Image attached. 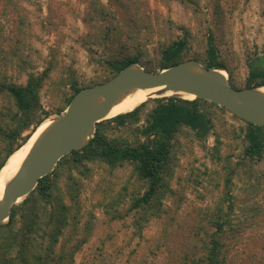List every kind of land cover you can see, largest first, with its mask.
I'll return each mask as SVG.
<instances>
[{
	"label": "trees",
	"instance_id": "obj_1",
	"mask_svg": "<svg viewBox=\"0 0 264 264\" xmlns=\"http://www.w3.org/2000/svg\"><path fill=\"white\" fill-rule=\"evenodd\" d=\"M1 1L9 7L17 26L16 35L4 38L9 49H0V64L4 67L0 69V171L37 127L49 116L62 113L80 90L109 81L131 64L157 72L196 60L207 68L228 72L229 84L236 89L264 84V57L257 58L255 64L248 63L249 74L243 82L236 80L233 59L228 57L225 36L239 0H206L210 18L200 0H176L192 10L197 32L170 23L169 31H163L169 32L168 39L159 40L151 52L147 50L150 37L143 34V30H151L150 20L140 10L143 1L107 0L104 4L90 0L81 17L89 34L81 37L80 43L89 54V62L102 70L89 82L80 80L73 64L61 65L59 50L54 47L42 57L38 70L31 58L33 50L29 47L30 52L23 53L24 27H31L30 23L17 0ZM261 2L264 18V0ZM49 13L53 15L51 8ZM175 27L181 30L179 35L172 33ZM13 65L19 71L16 80L3 72ZM23 72L26 80L20 82ZM44 91L49 95L48 109L43 104ZM226 114L227 109L206 100L165 97L150 99L130 113L98 123L91 142L62 158L33 192L12 207L10 219L0 224V264L76 263L78 254L94 236L95 206L86 209L82 199L84 180L92 177L89 164L93 163L106 164L111 170L129 167L130 176L122 190L115 194L111 191L98 206L111 220L123 218L116 208L129 196L126 212L133 216L137 235L152 220H159L161 227L154 242L165 251L164 264H264V234L240 238L231 257L223 239L236 237L247 221V217L235 220L238 206L242 217L246 212L256 213L247 201L262 190L264 183V127L231 115L242 125H231L232 129L227 130L233 140L223 155L215 121L225 126ZM212 133L215 144L209 148L207 141ZM182 140L189 143L191 152L197 145L205 158L220 164L218 169L200 171L194 180V190L201 200L206 192L199 187L206 190L207 182L219 188L222 180L223 190L212 206L179 209L183 196L171 187V181L185 154ZM235 179L245 182L239 195L233 194ZM108 197L110 200L105 202ZM169 197L177 198L179 203L173 212L164 207ZM249 217L252 222L254 216ZM143 263L144 258L130 260V264Z\"/></svg>",
	"mask_w": 264,
	"mask_h": 264
},
{
	"label": "rangeland",
	"instance_id": "obj_2",
	"mask_svg": "<svg viewBox=\"0 0 264 264\" xmlns=\"http://www.w3.org/2000/svg\"><path fill=\"white\" fill-rule=\"evenodd\" d=\"M107 4V0H101ZM143 3L140 10L150 20L151 30H143L145 37H150L147 50L152 51L153 46L159 40H165L169 37L170 23L174 25H184L193 33L197 32V21L192 10L184 7L176 0H140ZM22 14L30 23L24 27L25 35L23 36L22 46L23 53L30 52L29 47L33 50L31 58L37 64L38 70H41L42 57H47L49 49L54 47L59 50L58 59L62 64H73L79 78L82 82H89L95 79L100 73V67L89 62V54L80 43L81 37H87L89 28L86 27L81 17L87 12L90 0H17ZM203 12H207L206 0L199 1ZM168 4V5H167ZM49 8L53 10L50 15ZM263 4L261 0H239L237 8L229 17L228 33L225 38L229 46V59H233L234 76L238 82H243L249 74L248 63L255 64V60L264 57V18L261 17ZM208 14V12H207ZM210 18L209 14L207 15ZM48 18V20H47ZM16 18L13 16L9 7L0 0V49H9V44L4 40L5 37L16 35ZM46 26V29L43 28ZM172 33L179 35L181 30L173 28ZM163 33V35L161 34ZM171 33V32H170ZM227 47V44H225ZM101 51V48L95 46ZM2 53L0 54V57ZM41 56V57H40ZM0 69L4 67L0 64ZM5 72L10 78L16 80L19 71L15 65L9 66ZM228 80L229 74L228 72ZM58 71L54 72L56 77ZM20 82L26 80V74H21ZM43 104L49 108V95L43 92ZM53 114L51 116H55ZM231 113L225 115V126L219 121H215V131L221 136L222 154L228 151L227 144L232 142L231 135L227 130L232 129L231 125L240 126L241 122L231 117ZM185 154L180 157L178 166L171 181V187L183 196L182 202L176 201L177 198L169 197L164 201V207L173 212L179 205L180 211L187 210L194 205L205 207L215 204L217 198L223 190L222 180L220 187L215 188L212 184L205 182L206 190L199 187V190L206 192V198L201 200L197 197L194 190V180L200 171H209L220 168L211 160L210 157H204V152L199 146L195 145L193 152L190 151L189 143L182 140ZM209 148L215 144V137L212 133L208 138ZM234 146V145H233ZM92 169V177L84 180L85 190L82 193V199L85 200L86 209H93L96 215L94 236L84 246L78 254L75 264H130V260L144 258L143 264H164L165 251L156 247L154 238L158 235L161 223L159 220H152L150 226L137 235L133 227V216L127 214V208L130 205V197H126L124 202L116 208L123 218L111 220L104 211V208L98 206L103 197L111 191L113 194L122 190L128 177L130 169L121 168L111 170L106 164L93 163L89 164ZM264 169V166H262ZM220 180V178H219ZM245 182L234 180L233 194L243 193ZM130 193V189H129ZM110 198L105 201H109ZM255 209V215L249 212L242 217V211L237 207L235 220L238 218L245 219L240 234L236 237L226 238L228 245V257H231L233 250L237 247L240 238L253 233L264 234V183L262 190L253 195L247 201ZM242 206V203L240 204ZM249 216H254L251 222ZM134 250H136L134 252Z\"/></svg>",
	"mask_w": 264,
	"mask_h": 264
},
{
	"label": "water",
	"instance_id": "obj_3",
	"mask_svg": "<svg viewBox=\"0 0 264 264\" xmlns=\"http://www.w3.org/2000/svg\"><path fill=\"white\" fill-rule=\"evenodd\" d=\"M262 86L236 89L229 84L224 70L188 60L157 72L131 64L109 81L83 88L62 113L42 122L52 121L33 144L20 170L6 184L0 198V224L10 219L12 207L33 192L62 158L87 146L95 136L96 125L115 118H109L113 108L134 91L157 90L158 95L174 92L172 97L182 99L177 93L193 95L195 100L209 101L245 122L264 127V94L258 91Z\"/></svg>",
	"mask_w": 264,
	"mask_h": 264
},
{
	"label": "bare ground",
	"instance_id": "obj_4",
	"mask_svg": "<svg viewBox=\"0 0 264 264\" xmlns=\"http://www.w3.org/2000/svg\"><path fill=\"white\" fill-rule=\"evenodd\" d=\"M224 74L227 75L226 71H224ZM258 91L264 94V86L260 87ZM175 94L176 93L174 92H166L162 95H158L157 90H136L126 96L122 102H120L113 108L112 112L109 115V118L132 112L136 108L140 107V105L149 101L150 99L155 100L156 98L172 97ZM177 95L183 97L186 100H195V97L193 95H188L184 93H177ZM51 122V120H47L46 122L42 123L41 126H39V128L36 130L32 138L29 140V142L25 143L21 148L16 150L8 158L7 162L0 171V198L3 196L6 184L20 170L33 144L36 142L39 136L46 130V128H48Z\"/></svg>",
	"mask_w": 264,
	"mask_h": 264
}]
</instances>
